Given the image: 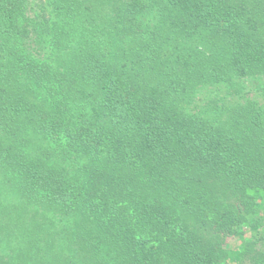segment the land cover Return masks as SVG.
Masks as SVG:
<instances>
[{
  "label": "trees",
  "instance_id": "1",
  "mask_svg": "<svg viewBox=\"0 0 264 264\" xmlns=\"http://www.w3.org/2000/svg\"><path fill=\"white\" fill-rule=\"evenodd\" d=\"M27 3L0 0V264H244L264 0H48L41 31Z\"/></svg>",
  "mask_w": 264,
  "mask_h": 264
},
{
  "label": "rangeland",
  "instance_id": "2",
  "mask_svg": "<svg viewBox=\"0 0 264 264\" xmlns=\"http://www.w3.org/2000/svg\"><path fill=\"white\" fill-rule=\"evenodd\" d=\"M24 13L28 14V22H35L34 25L38 30H42L41 25L45 28L48 16V0H27ZM244 89L242 93L244 100L254 101L256 105L264 112V78L251 77L244 80L241 84ZM215 88L210 97L218 96L223 99L228 91L223 88ZM226 90V91H225ZM230 94V93H229ZM234 96V94H232ZM209 97V98H210ZM243 238L230 239L225 238V248L235 250L240 246H245L243 253L245 255L244 264H264V229H246Z\"/></svg>",
  "mask_w": 264,
  "mask_h": 264
}]
</instances>
